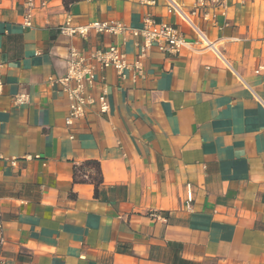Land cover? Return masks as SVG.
<instances>
[{
    "label": "crops",
    "instance_id": "0c3cea01",
    "mask_svg": "<svg viewBox=\"0 0 264 264\" xmlns=\"http://www.w3.org/2000/svg\"><path fill=\"white\" fill-rule=\"evenodd\" d=\"M35 2L26 29L24 0H0V264H264V0L190 17L204 51L168 0ZM147 16L193 49L153 47L141 75L97 71L89 95L105 87L109 112L92 105L68 127L56 81L71 51L97 66L117 46L133 64L142 41L60 28Z\"/></svg>",
    "mask_w": 264,
    "mask_h": 264
},
{
    "label": "built area",
    "instance_id": "2783aa9c",
    "mask_svg": "<svg viewBox=\"0 0 264 264\" xmlns=\"http://www.w3.org/2000/svg\"><path fill=\"white\" fill-rule=\"evenodd\" d=\"M97 1V0H87ZM24 13L22 26L26 29L32 27L33 11L36 8L35 0H24ZM225 0H194L193 7L190 13L186 14L183 7L178 5L173 0H168L169 7L178 14L182 23L190 28L201 38L202 44L205 46L201 50H208L212 44L206 39L203 32L195 26L190 17L200 19L202 21H213L215 15L212 14L216 9H222ZM44 6V5H42ZM61 34L73 37L79 36L86 38L89 33L108 34L112 36L118 35H131L136 39L142 41L139 47V54L133 64L127 61L126 54L123 53L117 46H111L108 50H98L92 54L96 65L86 63L83 58H79L75 49L71 51V60L68 63L67 75L59 80L63 86L64 92L69 99V116L66 119V125L72 126L75 121L81 120L86 116L88 108L97 104L100 114L105 115L110 110V105L107 99V89L104 87L96 98L89 95V90L95 87L96 72L113 69L121 78H125V72L132 70L136 75H141L143 71V60L146 58L147 53L151 48L156 47L160 52L169 53L171 55H179L184 50L193 49L191 44L182 35L177 26L167 23H158L147 16L144 19L143 25L139 29L127 27L121 22H94L84 27H72L70 23L60 28ZM262 69V68H261ZM3 84L0 83V93ZM27 101L26 95H21L15 99L18 105L24 104ZM16 165V161H12ZM193 201V193L191 187L188 186L187 203ZM4 244L2 234V220L0 216V250Z\"/></svg>",
    "mask_w": 264,
    "mask_h": 264
},
{
    "label": "trees",
    "instance_id": "16d2710c",
    "mask_svg": "<svg viewBox=\"0 0 264 264\" xmlns=\"http://www.w3.org/2000/svg\"><path fill=\"white\" fill-rule=\"evenodd\" d=\"M95 164V163H94ZM95 166H98V164H95Z\"/></svg>",
    "mask_w": 264,
    "mask_h": 264
}]
</instances>
